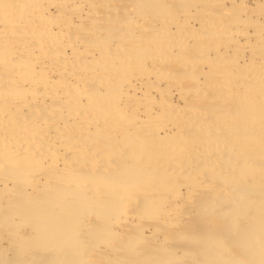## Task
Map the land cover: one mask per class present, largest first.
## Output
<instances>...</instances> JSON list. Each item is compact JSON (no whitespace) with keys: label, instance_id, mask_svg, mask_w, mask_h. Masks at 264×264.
Masks as SVG:
<instances>
[{"label":"bare ground","instance_id":"obj_1","mask_svg":"<svg viewBox=\"0 0 264 264\" xmlns=\"http://www.w3.org/2000/svg\"><path fill=\"white\" fill-rule=\"evenodd\" d=\"M113 1L0 0V262L82 264L140 197L166 252L107 263L264 264V0Z\"/></svg>","mask_w":264,"mask_h":264},{"label":"rangeland","instance_id":"obj_2","mask_svg":"<svg viewBox=\"0 0 264 264\" xmlns=\"http://www.w3.org/2000/svg\"><path fill=\"white\" fill-rule=\"evenodd\" d=\"M116 1V3L117 4H120V5H117V4H114V1H113V6L112 7H119L120 9H121V7H124V9L126 10L127 8H131V7H133L132 6V2L133 3H135L134 1L135 0H115ZM164 1H166V0H164ZM168 1V2H167ZM166 1V5H165V7L164 8H162L161 10H157V8H156V12H158V14L160 15V16H163V17H166V16H175V14H178L179 13V11H181L182 9L184 10V4H186L187 3V5L189 6V4H192L193 2H195L194 0H186L185 2L186 3H183L182 1L180 2V0H167ZM184 1V0H183ZM189 3V4H188ZM182 4H183V6H182ZM138 6V8H140L141 9V6L140 5H137ZM173 6V7H172ZM187 6V8H189ZM126 7V8H125ZM172 7V8H171ZM154 10H155V8H154ZM154 12V11H153ZM182 12V11H181ZM174 70L172 71L171 70V76L172 75H174V73L176 72V74L178 73L179 74V71H177L176 70V68H175V66H174V68H173ZM174 72V73H173ZM181 80H183V81H181ZM185 79L184 78H182V79H179V80H177L178 82H179V84H182V85H184V84H186V80L184 81ZM160 84L162 85L163 84V81H161L160 82ZM174 99V98H173ZM173 99H171L172 101H174ZM66 155L64 154V157H65ZM171 181H172V183H175V182H178L179 184L180 183H182V182H180L181 181V179H180V177H175V178H172L171 179ZM169 190L171 189V188H168ZM168 190V191H169ZM198 193V192H197ZM198 195L199 196H201L200 195V193H198L197 195H195V196H197L198 197ZM139 198V199H138ZM195 198V197H194ZM144 200V199H143ZM132 201V203L131 202H129L128 203V205L126 206V205H124L125 206V208L123 207V208H121L122 210L118 213V215H116L113 219H112V226H113V223H114V221H115V225L113 226L114 227V229H117V230H119V231H117V230H115V231H106V235L108 234V238L107 237H105V235H104V240L103 239H98L97 240V242H96V240L94 241V239H95V237H94V234L95 233H92L93 234V236H92V234H90L91 236H90V238H91V240H88L87 242H86V240H85V238H87L88 237V235L86 234V237L84 238V241L86 242V245H84V247H85V250H83V255H85V259H87V260H84L83 262H82V264H105V263H107V260L105 259L106 258V256H108V255H111V256H114V254L113 253H115V255L117 254V256L119 257V258H121L122 259V257H123V255L124 256H129L130 258H134L135 256L136 257H138L139 255H141L143 252L145 253V254H147L150 250H154L153 251V253H154V256H160V257H163L164 256V254H165V250H164V248H158V247H156V248H154L153 247V245L155 244V241H157V240H154V237H153V235H151L150 233V231H153L152 229L154 228V226H156L157 225V223L156 222H153L154 220L153 219H151V217H148V212L146 211V212H144L143 210H144V207L143 206H145L146 205V203L147 202H145L146 200H144V202L142 201V199H140V197H136V199L135 198H133V200H131ZM133 201L135 202V204L133 203ZM140 201V202H139ZM190 203V202H189ZM188 203V204H189ZM130 205V206H129ZM143 207V209H142V207ZM135 207V208H134ZM139 208V209H138ZM123 211V212H122ZM141 211H143V212H141ZM86 212H88V211H86ZM84 213L85 214V216H87V218H88V213ZM140 212V213H139ZM150 212V211H149ZM145 213H147V215H145ZM151 213V212H150ZM143 214V215H142ZM136 215H137V217H136ZM140 215V216H139ZM95 215H92V217H89L90 219H93V217H94ZM118 216V217H117ZM145 216H147V217H145ZM150 216V215H149ZM122 217V218H121ZM116 218V220H114ZM137 218H139V219H137ZM143 218V219H142ZM95 219V218H94ZM190 219H191V217H188V219L186 220V222H184V224L185 225H183L182 224V222H180V223H174V224H172V226H170L171 228H164V227H162V228H160L159 230H158V232L160 233L159 235L161 236V237H163L162 235H164V233L166 234V236H167V233H169V235L167 236V237H169V236H171V234L177 229H179V230H181V229H184V228H186V226L188 225L189 227L190 226H193L194 225V223L192 222V221H190ZM131 220V221H130ZM140 220V221H139ZM117 221V222H116ZM147 221V222H146ZM189 221V222H188ZM192 222V223H191ZM134 223H137V226L139 227H137V226H135L136 224H134ZM147 223H148V225H147ZM190 224V225H189ZM152 225V226H151ZM119 226H121V227H119ZM159 227H160V225H158ZM158 226H157V228H158ZM187 226V227H188ZM116 227V228H115ZM128 227V228H127ZM136 227V228H135ZM5 228V229H4ZM15 228V229H14ZM20 228V227H19ZM23 228V227H22ZM22 228H20L19 230H21V231H15L16 230V227H11L10 225H4L3 226V228L1 227V231H0V244H2V245H0V250H2V251H0V260L2 261V254L3 253H5V251L3 250V248H5L6 247V253L7 254H11L12 252H14L15 250H17V251H19V253H20V255H21V257H24V255L26 254V256H25V258H27V253H25V251H24V249H22L21 248V243L20 242H18V245L19 246H17V241H16V237L18 236V234H25V233H27L28 231H23V230H25V228H23V230H22ZM134 228V229H133ZM174 228V229H173ZM2 229H3V231H2ZM7 229H9L8 231H5V230H7ZM129 229V230H128ZM138 229H140V230H138ZM163 229V230H162ZM171 229V230H170ZM137 230V231H136ZM155 231H156V228H155ZM93 232V231H92ZM137 232H139V233H137ZM149 232V233H148ZM13 233V234H12ZM118 233V234H117ZM1 234H2V236H1ZM9 234V235H8ZM114 234H116V235H114ZM140 234V235H139ZM162 234V235H161ZM7 235V236H6ZM13 235V236H12ZM17 235V236H16ZM128 235V236H127ZM132 235V236H131ZM139 235V236H138ZM148 235H149V237H148ZM6 236V237H5ZM10 236V237H9ZM12 236V237H11ZM130 236H131V238H130ZM137 236H138V238L139 239H141V240H139V242H138V248H139V252H135L136 253V255H135V253H133L131 250H126L125 248V245H124V242L126 243V241L127 240H130V239H134L133 237H136L137 238ZM9 237V238H8ZM14 237V238H13ZM115 237V238H114ZM160 237V239H162ZM6 238V239H5ZM8 238V239H7ZM89 238V239H90ZM105 238H107V240L105 239ZM150 238H152V239H150ZM15 239V240H14ZM12 240V242L10 243L9 241H11ZM163 240H165V239H163ZM8 241V242H7ZM90 241H92V244H91V242ZM94 241V242H93ZM99 241V242H98ZM103 241H104V243H103ZM123 241V242H122ZM167 241H169V242H171L172 241V239H171V237H170V239H167L166 238V240H165V242L168 244V242ZM96 242V243H95ZM165 242H163V243H165ZM148 243V244H147ZM165 243V244H166ZM91 244V245H90ZM103 244V245H102ZM105 244H106V246H105ZM151 244H153V245H151ZM109 245V246H108ZM119 245V246H118ZM146 245V246H145ZM148 245V246H147ZM88 246V249L86 248ZM97 246L99 247V248H97ZM111 246V247H110ZM144 246V247H143ZM103 247V248H102ZM105 247V248H104ZM109 247V248H108ZM116 247V248H115ZM122 247V248H121ZM154 249H153V248ZM11 248H12V250H11ZM115 248V249H114ZM150 248V249H149ZM87 249V250H86ZM119 249V250H118ZM140 249H142L141 251H140ZM144 249V250H143ZM9 250V251H8ZM14 250V251H13ZM22 252H21V251ZM106 250V251H105ZM112 250V251H111ZM149 250V251H148ZM84 251H86L85 253H84ZM124 251H126V252H124ZM129 251V252H128ZM164 251V252H163ZM97 252V253H96ZM106 252V253H105ZM120 252H121V254H120ZM24 253V254H23ZM128 253V254H127ZM107 254V255H106ZM113 254V255H112ZM104 255H105V258H104ZM138 255V256H137ZM122 256V257H121ZM156 259V258H155ZM105 260V261H104ZM123 260V259H122ZM41 261V260H40ZM36 261V264H37V262H39L38 264H42L43 262L41 261ZM30 262H32V261H30ZM105 262V263H104ZM118 262H119V260H118ZM116 263V264H126L125 263V261H123V262H119V263ZM130 262H128L127 264H129ZM165 263H167V262H165V260H163V263H161V264H165ZM0 264H4V263H1L0 262ZM32 264H35V261L33 260V262H32ZM43 264H46V262L45 263H43ZM107 264H109V262L107 263Z\"/></svg>","mask_w":264,"mask_h":264}]
</instances>
